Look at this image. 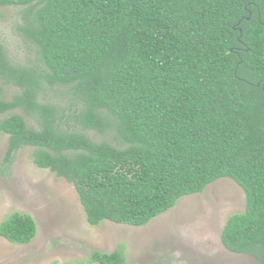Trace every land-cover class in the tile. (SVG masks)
Returning a JSON list of instances; mask_svg holds the SVG:
<instances>
[{"label":"trees","instance_id":"16d2710c","mask_svg":"<svg viewBox=\"0 0 264 264\" xmlns=\"http://www.w3.org/2000/svg\"><path fill=\"white\" fill-rule=\"evenodd\" d=\"M20 10L15 33L34 60L0 46L4 163L32 162L73 186L86 222L143 227L221 178L244 194L223 247L264 264V0H0ZM66 95L67 108L43 99ZM69 99V100H68ZM15 111H19L16 113ZM29 118L33 125L26 123ZM94 132L114 143L89 138ZM32 218L0 223L29 243ZM121 250L74 264H123Z\"/></svg>","mask_w":264,"mask_h":264},{"label":"rangeland","instance_id":"374dc122","mask_svg":"<svg viewBox=\"0 0 264 264\" xmlns=\"http://www.w3.org/2000/svg\"><path fill=\"white\" fill-rule=\"evenodd\" d=\"M19 22L18 8H0V46L11 62L25 64L34 55L15 33ZM17 93L15 87L0 81V101H9ZM43 99L67 108L66 95L60 90L47 91ZM86 135L95 142L114 143L112 133L105 138L94 132ZM6 147L7 136L0 135V223L12 213L25 214L34 221L36 233L22 245L0 236V264H74L86 261L93 251L115 250L122 251L123 264H256L254 257L231 253L220 241L227 218L242 213L245 206L241 188L230 179H218L203 192L180 198L143 227L109 221L90 226L72 185L37 168L30 147L16 151L5 164Z\"/></svg>","mask_w":264,"mask_h":264}]
</instances>
